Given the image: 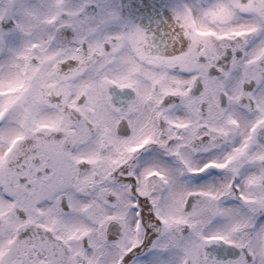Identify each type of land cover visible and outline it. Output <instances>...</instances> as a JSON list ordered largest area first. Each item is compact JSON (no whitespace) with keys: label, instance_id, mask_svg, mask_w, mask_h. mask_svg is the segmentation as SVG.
<instances>
[{"label":"snow or ice","instance_id":"obj_1","mask_svg":"<svg viewBox=\"0 0 264 264\" xmlns=\"http://www.w3.org/2000/svg\"><path fill=\"white\" fill-rule=\"evenodd\" d=\"M0 264H264V0H0Z\"/></svg>","mask_w":264,"mask_h":264}]
</instances>
